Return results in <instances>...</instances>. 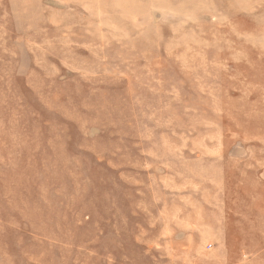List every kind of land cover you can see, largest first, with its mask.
Instances as JSON below:
<instances>
[{
	"label": "rangeland",
	"instance_id": "rangeland-1",
	"mask_svg": "<svg viewBox=\"0 0 264 264\" xmlns=\"http://www.w3.org/2000/svg\"><path fill=\"white\" fill-rule=\"evenodd\" d=\"M0 264H264V0H0Z\"/></svg>",
	"mask_w": 264,
	"mask_h": 264
}]
</instances>
